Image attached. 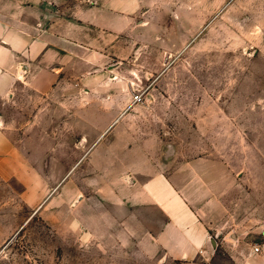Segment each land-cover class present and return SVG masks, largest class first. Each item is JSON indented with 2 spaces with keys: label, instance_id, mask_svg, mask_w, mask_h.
<instances>
[{
  "label": "rangeland",
  "instance_id": "374dc122",
  "mask_svg": "<svg viewBox=\"0 0 264 264\" xmlns=\"http://www.w3.org/2000/svg\"><path fill=\"white\" fill-rule=\"evenodd\" d=\"M147 1L118 30L88 39L80 89L0 98V264H238L249 245L264 248V0ZM110 112L134 114L123 122L142 151L112 133ZM158 135L176 142L169 169L202 139L224 162L210 179L220 213L210 255L148 251L144 228L156 230L164 215L113 202L136 161L165 153ZM97 141L103 149L91 151Z\"/></svg>",
  "mask_w": 264,
  "mask_h": 264
},
{
  "label": "crops",
  "instance_id": "0c3cea01",
  "mask_svg": "<svg viewBox=\"0 0 264 264\" xmlns=\"http://www.w3.org/2000/svg\"><path fill=\"white\" fill-rule=\"evenodd\" d=\"M147 5V0H0V98H18L23 88L45 99L51 98L52 91L66 86L80 89L86 83L88 61H92L87 54L88 44H92L88 39L96 32L118 30L133 12ZM72 71L74 77L70 78ZM78 113L80 124L87 116ZM132 115L110 112L106 117L113 119L110 124L113 134L131 136L128 141L133 147L129 151L141 150L136 137L124 126L123 121ZM2 117L0 111V141H7V125ZM217 117L223 119L228 114L219 112ZM89 118L94 120L97 116ZM86 126L84 123L79 134L86 136ZM89 126L94 135L103 133L102 126L95 122L91 121ZM160 136L155 138L157 146L165 153L156 162L146 154L136 161L130 170L133 177L122 179V187L112 196L113 202L127 212L136 204L154 206L164 215L156 230L144 228L150 239L148 251L162 250L174 259L205 257L214 247L213 236L218 229L215 215L220 214L214 210L217 204L211 196L214 182L210 179L214 168L223 167L224 162L206 153L207 142L202 139L198 147L190 146L196 154L179 159L169 169L165 158L170 156V146L176 142ZM184 139L183 136L181 140ZM90 147L91 151H98L104 146L97 141ZM234 259L238 264H264V248L255 251L249 245L241 254H235Z\"/></svg>",
  "mask_w": 264,
  "mask_h": 264
},
{
  "label": "built area",
  "instance_id": "2783aa9c",
  "mask_svg": "<svg viewBox=\"0 0 264 264\" xmlns=\"http://www.w3.org/2000/svg\"><path fill=\"white\" fill-rule=\"evenodd\" d=\"M137 97H138V95H135V98L137 99ZM253 249L255 250V251H258L259 250V246L258 245H254L253 246Z\"/></svg>",
  "mask_w": 264,
  "mask_h": 264
}]
</instances>
